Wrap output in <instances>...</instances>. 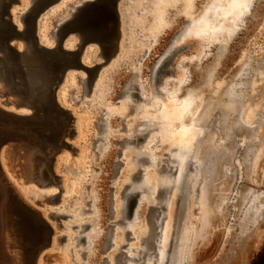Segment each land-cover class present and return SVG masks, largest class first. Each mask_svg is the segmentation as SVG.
<instances>
[{
  "label": "rangeland",
  "instance_id": "1",
  "mask_svg": "<svg viewBox=\"0 0 264 264\" xmlns=\"http://www.w3.org/2000/svg\"><path fill=\"white\" fill-rule=\"evenodd\" d=\"M17 1L11 10L12 19L22 29L20 16L31 6V0ZM126 1H130L134 7L128 10L125 6V13L132 12V14L126 16L124 13L118 50L115 56L99 69L91 93L83 96V85L79 77L86 78L87 74L84 72L71 73L58 92V103L60 106L63 104L65 109L70 111L73 121L71 129L74 131L73 136L67 139L71 150L64 149L56 157L53 170L55 175L61 178L59 185L52 184L39 188L37 182L28 180L23 175L19 165L23 160L19 158L13 160L11 153L4 152L2 155L1 167L7 183L15 194L39 212L53 229L51 245L39 254L35 264H105L104 260L115 264V256L128 250H133L129 253L131 257L137 256L136 251L146 247L141 241L143 233L151 229L148 222L151 213L149 207L159 202L169 201L168 207H170L163 211L162 216H169V212L174 210L169 217H171V225L175 222L174 203L176 204L177 199L174 196L178 192H173L174 196L171 194L169 200H166L161 199V196L160 199L159 196L152 199L153 195L146 191L137 198L144 201L141 207L138 209L135 204L136 208L135 206V209L133 208V210L137 209V218L133 220L130 214L128 222L126 220V223L119 222L122 216L120 205L125 193L136 185L140 186L146 180L153 185L157 181L164 183L168 181L167 179L169 181L175 179V176L171 178L166 172H161L163 164L168 160L169 146H165L160 138L149 145L150 137L159 134L157 130L143 137L142 141L129 145L130 147H123V143L120 142L133 135L136 130L146 127L147 124L140 122L155 116L157 113L153 104L155 101H159L162 105L168 104L167 95L157 96L151 86L152 71L157 61L168 51L181 45L186 50L174 57L169 67L167 66L172 73L163 74L157 87L159 90L169 88V94L177 95L175 102L167 105L173 118L177 111L176 106L181 103L183 97H188V103L193 110L183 126L192 127L190 138L194 136L196 139L205 132L207 135L200 143L187 142V144L192 149L195 147L194 160L198 158V163H203L207 156H211V160L208 172H203L201 198L196 197L198 192L186 193L185 200L180 202L181 213L175 222L176 229H179L173 241L175 244L173 256L180 253L179 262L176 264H252L264 247V159L259 158L256 177H252L251 172L246 180L243 175L236 179L238 170L245 162L244 158L243 161L238 156L243 157L242 153L243 151L245 153L246 148L234 154L239 145L249 140L240 129H236L240 123L238 119L247 121L252 127L259 125L254 136L256 139H259L260 131L264 132V0L257 1L250 16L245 20V28L231 43L227 55L220 64L219 46L213 47L209 53L204 54L208 48L206 42H200L195 36L190 38L184 36L191 23L198 21L205 13L211 5V0H193L194 9L189 14L191 19L184 15L188 0H162V2L161 0H121L120 3ZM73 2L75 0H61L42 14L37 24L38 39L39 36H43L49 41L54 40L56 45L53 35L56 27L62 23V19L68 18L73 8L81 5L80 1ZM211 22L209 25L212 28L215 21L211 20ZM160 28L168 31L159 41L157 39L155 44L151 40L156 33L158 35ZM72 37L70 38L76 39V35ZM75 41L73 43H76ZM87 49L91 52L94 48L89 46ZM145 50H148L146 55L143 52ZM93 56L94 54H87L85 59L86 64H89H85L87 67L95 66L93 63L90 64ZM103 62V59H99L97 63ZM182 62L187 64L181 67ZM119 69L122 71L117 73ZM135 73H139V76H134ZM165 82L172 83L167 87ZM131 83L139 84L143 88L141 92L133 89L130 90L131 92L152 100L143 102L133 97L130 99L131 102H128L124 91ZM233 87L236 88L237 98L229 100V91ZM74 98L80 103L75 104ZM14 100L13 96H3L0 84V107L8 111L23 109H16L13 103L8 104ZM229 107H233L232 114L224 112ZM101 116L107 120L108 132H99L98 118ZM122 118H125L124 122L121 121ZM253 119H259L262 124L252 123ZM175 124L171 129L172 133L179 132L180 125ZM124 127L126 130H123ZM99 138H105L106 141H98L95 144V140ZM235 138L241 141L236 143ZM221 143L226 145L221 146ZM150 146H153L152 149L149 148ZM253 147L258 150L264 149V144L258 143ZM98 148H102L103 152L97 157L95 151ZM223 149L229 150L233 155L230 159L233 160V164L230 161L222 165L218 164V170L215 171L217 156ZM140 151L154 154V158L157 159L155 167L136 163ZM174 153L172 155H176L177 152ZM118 162H122L123 165L116 174L114 166ZM234 164L238 167L236 168ZM139 169L143 172L138 173ZM223 169L231 176L227 177V174L221 171ZM194 183L197 185L196 182ZM127 185L130 186L123 192ZM88 186L90 187L87 188ZM19 188H35L46 194L39 197L44 201L43 205L39 206L27 201L19 193ZM60 189L63 190L60 200L48 202L47 198L59 193ZM92 198L93 201L87 204ZM188 198L191 200L190 203L187 201ZM258 198L259 201L252 206L253 200ZM112 199L114 203L111 205ZM82 209L90 212L83 213ZM112 209L115 210V214L109 218ZM50 211L73 218L57 221L49 217ZM94 220L92 227L80 235L88 237V245L82 242L77 246L75 238L82 229L72 230V227ZM59 224L63 227L60 228ZM112 225L115 227H111ZM109 226L113 228L114 246L103 252ZM160 228L156 231H163V227ZM128 230L131 234L126 235ZM186 234L189 238L182 243V237ZM64 236L66 239L60 241ZM160 236L161 234L156 238ZM124 245L126 247L119 249ZM151 250H153L152 257H155V249ZM82 251L85 252L84 257L81 256ZM152 257L148 261H152ZM147 259L138 262L142 263L145 260V263H148Z\"/></svg>",
  "mask_w": 264,
  "mask_h": 264
},
{
  "label": "water",
  "instance_id": "2",
  "mask_svg": "<svg viewBox=\"0 0 264 264\" xmlns=\"http://www.w3.org/2000/svg\"><path fill=\"white\" fill-rule=\"evenodd\" d=\"M60 1L37 0L21 15L22 30H18L11 13L18 1L5 0L0 8L3 96H13L28 112L20 115L0 107V264H35L39 254L51 245L53 236L50 224L24 203L7 183L1 167L2 151L5 149V153L13 154V160H23L19 165L28 180L45 186L59 185L61 178L53 170L56 157L64 149L70 150L67 139L74 131L70 111L58 104V92L72 72L87 74L84 84L90 92L99 69L118 50L120 0L87 2L77 8L71 20L58 27L60 43L72 34L77 36L79 43L75 50H67L60 43L53 49L39 45L38 21L48 8ZM86 20L99 22L103 31H98L95 24H86ZM17 44L23 45L21 51ZM91 45L100 49L104 62L87 67L83 56ZM138 98L141 100L140 96ZM68 218L60 215L57 220ZM64 240V237L60 239ZM84 241L85 237H81L78 244Z\"/></svg>",
  "mask_w": 264,
  "mask_h": 264
},
{
  "label": "bare ground",
  "instance_id": "3",
  "mask_svg": "<svg viewBox=\"0 0 264 264\" xmlns=\"http://www.w3.org/2000/svg\"><path fill=\"white\" fill-rule=\"evenodd\" d=\"M4 1L5 0H0V8L2 6L1 4ZM36 1L37 0H31V6L28 8V10L33 5L36 4ZM91 1H94V0H88L82 4L80 3L81 4L80 6L73 8V10H72V12H70V15L68 16V18L66 17V18L61 20L62 23L56 27V30L53 34L55 39H56V45L60 43L59 39H58L59 36L57 34L58 27L61 26L62 24H64L66 21L71 20L73 18V15L77 13L76 12L77 8H80L85 3L91 2ZM257 1L258 0H251V2L248 4L247 8H239V7H233L234 0H211V5L215 4L216 6L210 8V6H211L210 5L205 10V13H203L201 15V17L198 21H196L195 23H191V26H190V28L192 29L191 34H189L190 28L188 27L189 29L187 32H185L186 34L184 36L189 37V38L195 36L198 40H200V42L201 41L206 42L207 43L206 46L208 48L206 47L207 49L204 51V54L209 53L210 49H212L213 47L219 46L220 52H219V56H218V62L220 64L223 62L225 56L227 55V51H228L229 47L231 46V43L240 34V32L245 28V20L250 16L251 11H252L253 7L255 6V4L257 3ZM37 3H39V2H37ZM125 6L127 7L128 10H130L131 8L134 7V5H132L130 3V1L120 3L119 9H120V13H121V25H120L121 28H122V18H123L124 13H125V9H124ZM27 11H25V12H27ZM131 14H132V12L125 13L126 16H129ZM20 18H21V16H20ZM211 20L215 21L214 25L213 26L211 25L212 28L209 25V22H211ZM193 24H195L196 27H192ZM17 27H18V30H22L23 24H22V29L19 25ZM121 28H120V30H121ZM197 33H199V34H197ZM73 35H75V34L70 35L67 39H69ZM39 37H40L38 39L39 45H41L45 48H48V49H53L56 47L54 40L49 41L48 39H46L43 36H39ZM37 38H38V36H37ZM72 38H70L69 40L66 39L67 41L65 40L64 42L60 43V46L67 49V50H75L77 44L79 43V40H78L77 36L75 37L76 41L73 40L74 38L73 39ZM74 41L76 43H73ZM152 42L156 44V40L154 38H153ZM21 45H19V44L16 45L17 49L20 51L23 49V45L22 46ZM91 46H93V48L95 50H97V55L95 57V61L102 58L100 49L97 48V46H95V45H91ZM89 49H86V52L84 53V56H83V62L85 64H86L85 59L87 57V54L89 53L88 52ZM184 50H186V48H184L183 45H181L179 48L173 47L159 61H157L155 67L153 68L154 70L152 71L151 86L154 88V90H155L154 92L157 93V96L167 95V100H168L167 105H169L171 102H175L177 95L173 96L171 93L169 94V88H166L164 90H159V87H157V86H158L160 78L163 74L166 75V74L172 73V71L169 68H167V66L169 67V64L174 59V57L177 54H179V52L182 53V51H184ZM143 52H144V55H146L148 53V50H145ZM100 55H101V57H100ZM144 55L142 57H144ZM203 58H204V56H203ZM193 63H195V60L193 61ZM186 64H187V62H182L181 67L186 65ZM86 65H89V64H86ZM133 75L139 76V73H135ZM68 76H67V78H68ZM188 78H190V77H188ZM84 79H85V77L81 78L80 83L83 85V96H87L91 93V91L87 92V90L85 88V84H84ZM171 83L172 82H165V85L167 87H169V85ZM1 89H2V86H1ZM132 89L139 91V92H141L143 90V88L139 84H132L131 83L130 85H128L124 91V96L127 97L128 102H131L130 99H132L133 97L138 98V96L141 97V100L138 98L139 101L150 102L152 100V99L147 100L146 98L142 97L141 94H139V93L131 92L130 90H132ZM235 89H236L235 87L230 89L229 96H228L229 100H234L237 98L236 94H235ZM91 90H92V88H91ZM72 93H74V90L72 91ZM74 100L76 101V104L80 103V101H77L76 99H74ZM188 101H189V99L187 96L182 98L181 103H179L176 106L177 111L175 112L174 118L172 116V112L169 110L167 105H162L161 103L157 104L155 101V103H153L154 107L157 110V113L155 114V116L153 118H147V119L145 118L144 120H142L140 122V123L147 124L146 127L136 130V132L133 135L129 136L128 138H124L121 140L120 143H123V147H128L131 144H134L136 142L138 143V142L142 141L143 137L150 134V132L154 133L155 130H157L159 132V134L153 135L150 137L149 145H150V143L152 144L153 142H155L156 139L160 138L161 142L165 146H169V151L167 152L168 153L167 154L168 160H166V161L164 160L165 163L163 164V166L161 168V172H166L167 174H169V176L171 178L173 176H175L174 177L175 179H172L171 181H169V179L166 178L168 180L167 182H164V183L160 182L159 183L157 181V182H154L153 185H150L149 184L150 182L149 181L147 182V180H146V181H143V183L140 186L136 185V187H133L132 190H130L129 192H127L123 195V192L130 185L125 186V188L122 192L124 199L120 205V212L122 215L121 220L119 221L120 223H126L128 218H130V214H132L133 220H135L137 218V214H138V212H136L137 209L133 210V208H134L135 204L138 207V209L141 207V205L143 204L144 201L142 199H139V200H142L139 202V200L137 198L141 195V193H143L145 191L148 192L151 196L153 195L152 199L157 198L158 196L160 199V196H161V199L165 198L166 200H169V197H171L173 195L172 194L173 192L174 193L178 192L177 194H175V196L173 195L177 199L176 204L174 203V205H176L175 222H177L176 219L178 218V216L181 213L180 212L181 211L180 210V202L182 200L183 201L185 200V198H186L185 194L186 193L187 194H193V193L198 192V195L197 196L195 195V196L198 199L201 198V184L204 181L203 172H208V168H210L211 156H207L203 163H198V158H196V160H194V152H193L194 150L193 149H195V147H193V149H192V147L187 144V142L189 140H191V138H192V137L190 138V135L192 132L191 131L192 127L191 128H185L183 126V124H184V122H187L189 120L188 116L191 113V111L193 110V107L188 103ZM10 103H13L16 106V109L23 108V109H19L18 111L12 110L11 112H16L17 114H20V115H27L28 114V112H26V110L24 109V106H22L20 102L14 100V102H8V104H10ZM61 106L65 109L63 104ZM131 107H132V105H131ZM225 110L226 111L227 110L232 111L233 107L226 108ZM103 111H105V110H103ZM101 118H103V116H101ZM98 121L100 122L98 124L99 132L100 133L108 132V130L106 128L107 127V120L100 119ZM174 123H176L177 125H180L179 126L180 127L179 132H177V133H172V131H171ZM104 127H105V129L103 130ZM134 129H136V126L134 127ZM123 130H126L125 127L123 128ZM206 135H207V132L201 134L198 138L194 139L193 143L194 142L200 143L206 137ZM97 141L105 142L106 139L105 138H99ZM163 144H161V145L164 146ZM152 147L153 146H150L149 148L152 149ZM102 150H103L102 148H98V152L100 154L103 152ZM4 152H5V149L1 153V161H2V155ZM174 152H177L176 155H172ZM156 160L157 159L154 158V154H151L148 151L147 152H141L140 151L139 155H137V157H136V163L150 164L153 167H155V165H156ZM122 165H123L122 162H118L114 166V172L116 174H117V172H119L118 170ZM141 172H143V171L139 169L138 173H141ZM189 173H193V174L189 175ZM196 178H198V179H196ZM139 179H140V177H139ZM194 182H196L197 185H195ZM62 192H63V190L60 189L59 193L51 196L50 199L47 198V201L51 203V202L58 200L59 197L61 196ZM56 195H58V197H56ZM91 200L93 201V198ZM110 201H111L110 203L112 205L114 203V200L112 199ZM187 201L189 203L191 202V200L189 198L187 199ZM258 201H259V198L253 200L251 205L254 206ZM168 204H170L169 201L167 203L166 202L165 203L159 202V203L154 204L153 206L149 207V211L151 213L148 212L150 214L148 216L150 218L148 222H149V225L151 226V227L149 226L151 229L148 232L143 233L142 240H141L144 242L146 247L143 250H139V251L137 250L136 251L137 256H133V257H131L129 255V253L132 252L133 250H128L127 252H121V253L117 254V256H115V258H114L115 264H130L131 262H129V261L138 262V261L143 260L145 258L147 259V257H148V259H147V261H148L153 256V250H151L152 248L155 249V251H154L155 257H152V259H151L154 264H176V262L177 263L179 262L180 253L178 252L179 255L177 254L176 256L175 255L173 256V250H174L173 248L175 245L173 243V241H174V238H176L175 234L179 228L176 229V223L175 222L171 225V222H170L171 217H169L170 213L172 214L174 212V210H173V212L168 211L169 216H167V215L162 216L163 211L168 210V208L170 207V206L168 207ZM136 206H135V208H136ZM183 206L185 207V203ZM182 209H184V208H182ZM116 211H118V210H116ZM81 212L87 213L90 211L82 209ZM114 214H115V210L112 209L111 215L109 218H112ZM57 215L60 216V215H65V214H57ZM67 216H69V215H67ZM69 218H73V217L69 216ZM205 219H207V217H205ZM166 220H167V222L164 223V221H166ZM178 221H180V220L178 219ZM93 222H95V220L90 222V223H87V224H83V225L80 224L78 226H74V227H72V230L82 229L79 233V236H80L92 227L91 224ZM115 225H112L111 227L114 228ZM84 226H88V228L85 229ZM160 227H163V231L157 232L158 231L157 229H159ZM109 228H110V226H109ZM113 228H110L107 231L108 233L106 234L107 237L105 239L103 252H107L110 247L114 246V244L112 243ZM171 228H173V230H171ZM155 232H157V233H155ZM129 234H131V232L128 230L126 232V235H129ZM159 234H161V236H160V238L158 237V239H157L156 237ZM176 235H178V234H176ZM79 236L75 238L77 240V246L79 244H81V243L78 244L79 238H81V236L80 237ZM182 236H183V233H182ZM186 236L184 235V237H182V243L185 239L189 238V236L187 234H186ZM84 237H85V241L83 243L87 244L88 237L87 236H84ZM64 238L66 239L65 236H64ZM124 247H126V245L121 246L119 249H122ZM150 250L152 251V253L150 252ZM141 254H142V256H140ZM81 256L82 257L85 256L84 251L81 252ZM152 261H148V263H145V260H144V262H142V263L138 262V263H140V264H153ZM104 262H105V264H111V262L109 260H104Z\"/></svg>",
  "mask_w": 264,
  "mask_h": 264
},
{
  "label": "flooded vegetation",
  "instance_id": "4",
  "mask_svg": "<svg viewBox=\"0 0 264 264\" xmlns=\"http://www.w3.org/2000/svg\"><path fill=\"white\" fill-rule=\"evenodd\" d=\"M81 2V4L82 3H84V2H86V1H88V0H75V2H73V3H76V2ZM73 3H71V5L73 4ZM168 30L166 29V30H163L162 28H160L159 29V33H158V35H157V33H156V35H155V37H154V39L157 41V39H158V41H159V39L167 32ZM160 34H162L161 36H160ZM153 40H151V42H152ZM96 52V53H95ZM88 54H94V56H93V58H92V62L95 64V65H98V63H97V61L98 60H96L95 61V57H96V55H97V50H95V49H93V51H91V52H89ZM100 57H101V55H100ZM100 59H102V58H100ZM208 59V58H207ZM92 62H90V64H92ZM196 62V61H195ZM248 69V68H247ZM122 70L121 69H119V70H117V73L118 72H121ZM77 77V76H76ZM80 79H81V77H79ZM246 79V78H245ZM245 79H243V80H245ZM74 92H75V90H74ZM75 99V98H74ZM76 104V103H75ZM224 112H226V113H229V114H232L233 113V110L232 111H226V110H224ZM100 119H102L103 120V118H98V120H100ZM125 120V118H122L121 119V121L123 122ZM238 121L240 122L239 123V125L236 127V129H240L241 130V133L243 132V134L244 135H246L247 137H249V140H248V142H246V143H243V144H241V145H239L238 146V148H237V151L235 152V154L234 155H236V153L238 152V150L240 151H242L244 148H246V150H245V153H244V151H243V153H242V155H243V157H241V156H238V158H244L245 159V162H243V164H242V168L240 169V170H238V174L235 176L236 177V179H239V176L240 175H243V178H244V180H246V177L252 172V174H253V176L252 177H256L255 176V172H256V168H257V165L260 163V160H259V158H263L264 159V149H257L256 147H253V146H255V145H258V143H260L261 145H263L264 144V132H262V131H260V135H259V139H256L254 136H255V132H257L258 131V128H259V125H258V127H252L251 125H249V123L247 122V121H245V122H243V121H241L240 119H238ZM252 123H256V124H262V121H260L259 122V119H253V121H252ZM225 127V126H224ZM241 135V134H240ZM239 141H241V140H238V139H236L235 138V142L236 143H238ZM98 141L97 140H95V144L97 143ZM221 146H224V145H226V144H224V143H221L220 144ZM71 150V149H70ZM74 151H75V149L74 150H72V152H73V155H74ZM95 155L98 157L99 155H100V153L98 152V150L97 151H95ZM233 157V155H231L230 154V152H229V150H226V149H223V150H221L220 151V154L217 156V167H216V169H215V171H217L218 170V164H223V163H228L229 161L233 164V160H230L231 158ZM65 160H66V158H64ZM244 159H243V161H244ZM235 165V164H234ZM235 167L237 168L238 166L237 165H235ZM222 172H224L225 174H227V170H225V169H223V170H221ZM230 172H232V170H230ZM231 175H228L227 174V177H230ZM240 184V183H239ZM38 186H39V188H41V187H43V186H45V185H41V184H38ZM90 186H88L87 188H89ZM19 190V193H21V195L23 196V197H25V199L27 200V201H29V202H33L34 204H36V205H39V206H41V205H43V203H44V201H41L40 199H39V197L40 196H46V194H44V193H42L41 191H39L38 189H35V188H19L18 189ZM51 197H48V199H50ZM92 201V200H91ZM91 201H89L87 204H90V202ZM58 216L59 215H57L56 213H55V211H50V213H49V217L50 218H52V219H58ZM57 221H59V220H57ZM59 226L61 227H63V225H61V224H59ZM61 227V228H62Z\"/></svg>",
  "mask_w": 264,
  "mask_h": 264
},
{
  "label": "snow or ice",
  "instance_id": "5",
  "mask_svg": "<svg viewBox=\"0 0 264 264\" xmlns=\"http://www.w3.org/2000/svg\"><path fill=\"white\" fill-rule=\"evenodd\" d=\"M104 2L106 3L107 0H104ZM161 2H162V0H161ZM250 2H251V0H234V2H233V7L247 8V7H248V4H249ZM157 6H159V5H157ZM215 6H216V5L213 4V5L210 6V8H211V7H215ZM193 9H194L193 0H188V2H187V7H186V10H185V12H184V15H185V16H189L190 12H191ZM189 18L191 19L190 16H189ZM202 19H203V18H202ZM162 22H163V21H162ZM85 23H86V24H95V26L97 27V30H98V31H101V32L103 31V29L101 28L99 22H93V21H87V20H86ZM192 27H196V25L193 24ZM191 31H192V29L190 28V29H189V34H191ZM197 34H199V33H197ZM156 103L158 104L159 101H156ZM193 129H194V125H193ZM194 139H195V137L193 136L192 139L188 141V143H189V144L192 143V142L194 141Z\"/></svg>",
  "mask_w": 264,
  "mask_h": 264
},
{
  "label": "trees",
  "instance_id": "6",
  "mask_svg": "<svg viewBox=\"0 0 264 264\" xmlns=\"http://www.w3.org/2000/svg\"><path fill=\"white\" fill-rule=\"evenodd\" d=\"M252 264H264V247L260 251V253L257 255L256 259L253 261Z\"/></svg>",
  "mask_w": 264,
  "mask_h": 264
}]
</instances>
